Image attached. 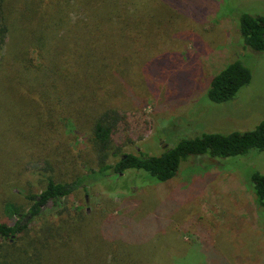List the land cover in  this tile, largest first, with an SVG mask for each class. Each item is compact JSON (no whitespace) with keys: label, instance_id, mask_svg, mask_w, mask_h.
<instances>
[{"label":"rangeland","instance_id":"rangeland-1","mask_svg":"<svg viewBox=\"0 0 264 264\" xmlns=\"http://www.w3.org/2000/svg\"><path fill=\"white\" fill-rule=\"evenodd\" d=\"M141 2L151 4L155 22L149 28L158 25V31L148 34L157 41L156 56L149 62L137 58L135 62H140L130 69L128 78L125 63L122 68L117 64L111 72V91L103 90L96 98L98 114L113 109L119 117L110 151L118 155H111L107 164L126 154L159 155L183 137L250 131L264 120V52L245 50L239 34L240 16L264 15V0ZM121 39L117 36L109 42ZM232 61L249 68L251 80L232 100L212 104L206 99V89ZM119 85V90L114 89ZM6 99L7 93L0 92V111ZM92 118L72 119L70 126L62 120L66 131L61 130L58 139L47 146L51 150L42 157L46 159L38 160L41 154L31 151L26 165H11L14 148L0 134V222L11 223L5 215L6 203L27 211L25 196L41 191L43 176L71 182L98 169L97 152L90 142ZM250 169L264 174L263 154L221 161L194 157L183 164L175 180L165 184L140 188L142 175L128 172L122 179L113 176L100 185H89L88 193L81 191L68 203L87 215L104 204L112 212L116 208L118 216L121 209L124 213L123 207L132 214L135 211L128 229L113 231L130 240L141 258L152 257L153 264H264V209L254 205L248 184ZM93 221V231L106 226ZM193 240L204 247L203 256L197 254L198 247L189 249Z\"/></svg>","mask_w":264,"mask_h":264},{"label":"trees","instance_id":"trees-1","mask_svg":"<svg viewBox=\"0 0 264 264\" xmlns=\"http://www.w3.org/2000/svg\"><path fill=\"white\" fill-rule=\"evenodd\" d=\"M141 1L0 0V92L7 93L0 111V134L14 148L11 165H26L31 151L41 154L38 160L46 159L42 157L51 150L47 146L61 130L66 131L63 121L70 126L72 119L91 116L90 142L100 163L97 170H88L71 182L43 176L41 191L25 196L29 201L25 213L12 203L5 204L11 223L0 222V264H153L152 257L141 258L130 240L113 231L128 229L135 211L132 214L123 207L125 214L121 209L118 216L116 208L112 212L104 204L87 215L69 206L68 200L81 191L88 193L91 184L100 185L113 176L122 179L128 172L142 175L137 185L144 188L175 180L183 164L194 157L221 161L264 155L263 120L250 131L183 137L159 155L126 154L112 165L106 163L111 155H118L110 151L119 117L113 109L98 114L96 98L103 90L111 91V72L117 64L122 68L125 63L128 78L140 60L149 62L156 56L157 41L148 34L158 31V25L149 28L154 14L151 4ZM239 34L245 50L263 53L264 15L243 13ZM117 36L123 39L109 42ZM250 80V69L232 61L211 79L206 99L216 105L228 102ZM248 184L256 209H264V174L252 170ZM94 218L108 228L93 231ZM110 224L115 228L110 229ZM192 244L189 249L198 247L197 254L203 256L204 247L196 240Z\"/></svg>","mask_w":264,"mask_h":264}]
</instances>
